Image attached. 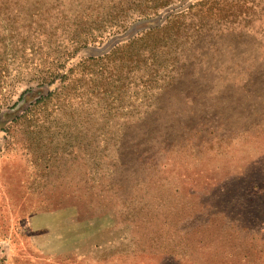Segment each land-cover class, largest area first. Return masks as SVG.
<instances>
[{
	"label": "rangeland",
	"instance_id": "374dc122",
	"mask_svg": "<svg viewBox=\"0 0 264 264\" xmlns=\"http://www.w3.org/2000/svg\"><path fill=\"white\" fill-rule=\"evenodd\" d=\"M96 5L0 0V112L83 57L110 21ZM257 26L125 84L105 63V94L81 83L1 120L0 264H264Z\"/></svg>",
	"mask_w": 264,
	"mask_h": 264
},
{
	"label": "trees",
	"instance_id": "16d2710c",
	"mask_svg": "<svg viewBox=\"0 0 264 264\" xmlns=\"http://www.w3.org/2000/svg\"><path fill=\"white\" fill-rule=\"evenodd\" d=\"M90 1L107 8L110 19L107 28L105 26V30L100 31L97 27L95 32L98 35L75 42L81 45L75 48V54L80 49L86 51L68 71H61L64 67H52L36 73L37 80L32 81H37V91L32 93L30 89L31 97L27 92L28 98L22 97L14 108L0 112V121H7L10 117L14 122L22 120L54 92L68 88L73 91L80 88L81 83L101 87L105 94V79L92 78L94 68L105 63L112 71L123 75L121 80L125 84L132 72L144 71V75L149 76L158 70L175 67V59L186 50L202 51L205 44L214 48L216 41L238 33L240 36L253 35L255 30H260L255 24L264 18V0ZM229 47L237 49L238 46L231 44ZM56 81L60 87L51 91Z\"/></svg>",
	"mask_w": 264,
	"mask_h": 264
}]
</instances>
